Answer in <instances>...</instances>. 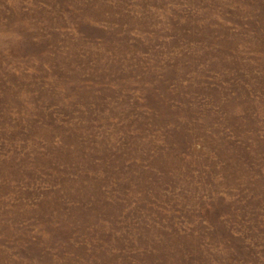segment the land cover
I'll return each mask as SVG.
<instances>
[{
    "label": "rangeland",
    "instance_id": "1",
    "mask_svg": "<svg viewBox=\"0 0 264 264\" xmlns=\"http://www.w3.org/2000/svg\"><path fill=\"white\" fill-rule=\"evenodd\" d=\"M0 264H264V0H0Z\"/></svg>",
    "mask_w": 264,
    "mask_h": 264
}]
</instances>
